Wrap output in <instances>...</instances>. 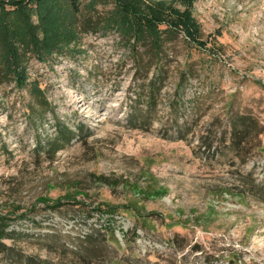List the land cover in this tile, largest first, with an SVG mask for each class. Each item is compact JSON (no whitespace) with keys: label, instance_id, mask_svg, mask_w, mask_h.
I'll list each match as a JSON object with an SVG mask.
<instances>
[{"label":"rangeland","instance_id":"1","mask_svg":"<svg viewBox=\"0 0 264 264\" xmlns=\"http://www.w3.org/2000/svg\"><path fill=\"white\" fill-rule=\"evenodd\" d=\"M82 1L87 31L68 0H0L3 241L56 263L91 234L97 264H264V0ZM233 113L263 129L240 155Z\"/></svg>","mask_w":264,"mask_h":264},{"label":"trees","instance_id":"2","mask_svg":"<svg viewBox=\"0 0 264 264\" xmlns=\"http://www.w3.org/2000/svg\"><path fill=\"white\" fill-rule=\"evenodd\" d=\"M31 1V0H30ZM42 3V0H39ZM17 7L13 10H18V3H14ZM23 5L25 2L23 1ZM68 5L70 6L72 12L77 15L76 19V27L81 31H87L90 27L98 26L97 21H94L92 17L81 18L79 14L83 11L85 7L82 0H68ZM23 8V6H20ZM13 13V12H12ZM137 14H141L138 17L142 18L143 22H151L152 20L147 17V14L142 12H138ZM168 16V15H166ZM172 16V14H171ZM157 25H161L164 23H171L169 19L166 17L161 18L157 21ZM173 28H177L176 25H173ZM142 37L137 38V41H141ZM153 45L155 49L159 52L162 49L161 39L159 36H156L153 40ZM0 79L1 77H5L8 71H14L16 69L9 68L7 71L6 61L0 59ZM3 68V69H2ZM23 70L19 73L21 74ZM30 91L33 95L40 99L42 104H48L47 98L44 94V91L41 89L38 83L31 84ZM229 127H228V141L231 144V147L237 151L238 155H240V151L245 150L247 148V144L249 143L250 138H254L256 136H260L263 129L259 125L258 121L252 116L248 114L241 113H233L229 116ZM58 135L54 138L53 141V150L54 152L64 147L66 143L73 137V131L69 129L68 126L61 123L57 125ZM227 134V133H225ZM227 141V140H226ZM257 147H260L258 144ZM259 193L264 196V184L263 186H259ZM8 225L6 221V217L0 215V263L2 261H6L9 264H97L94 259H99L101 256H106V252L109 250V244L106 243L107 237L102 240L101 245H96L90 239L91 234H87L86 238L89 239H81L80 243L75 245V247H68L67 249L70 251V254L66 257L60 258L59 262H54L51 259L41 258L39 256L33 254H26L21 249L16 248L15 246L8 245L3 241L4 238H11L12 232L7 231ZM108 234V231H106ZM112 250L115 251L114 248ZM117 251V250H116Z\"/></svg>","mask_w":264,"mask_h":264}]
</instances>
